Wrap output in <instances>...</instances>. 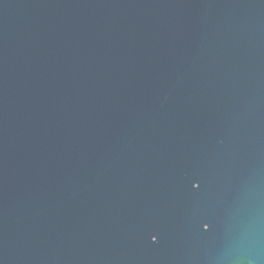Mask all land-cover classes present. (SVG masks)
<instances>
[{"label":"water","instance_id":"obj_1","mask_svg":"<svg viewBox=\"0 0 264 264\" xmlns=\"http://www.w3.org/2000/svg\"><path fill=\"white\" fill-rule=\"evenodd\" d=\"M0 264H264V0H0Z\"/></svg>","mask_w":264,"mask_h":264}]
</instances>
